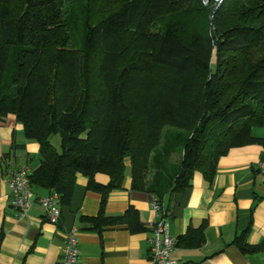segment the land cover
Here are the masks:
<instances>
[{
    "label": "trees",
    "instance_id": "obj_1",
    "mask_svg": "<svg viewBox=\"0 0 264 264\" xmlns=\"http://www.w3.org/2000/svg\"><path fill=\"white\" fill-rule=\"evenodd\" d=\"M114 2L87 0L84 47L76 49L63 0H0V120L15 115L39 144L30 175L38 196L57 194L70 207L82 174L101 208L81 221L100 234L118 225L138 234L149 229L136 209L105 214L128 163L132 189L164 203L196 172L213 183L232 149L264 148L254 135L264 129V0H223L212 23L203 0H121L111 9ZM98 174L110 182L98 183ZM247 236L233 245L245 255L264 250ZM188 240L201 244L203 229Z\"/></svg>",
    "mask_w": 264,
    "mask_h": 264
},
{
    "label": "crops",
    "instance_id": "obj_2",
    "mask_svg": "<svg viewBox=\"0 0 264 264\" xmlns=\"http://www.w3.org/2000/svg\"><path fill=\"white\" fill-rule=\"evenodd\" d=\"M39 151L36 141L26 139L15 115L0 120V264H61L65 238L73 227L80 231V264H152L149 238L157 220L153 197L132 189L129 163L123 188L110 194L105 214L123 216L132 207L139 212L147 232L133 234L127 225L105 228L101 234L90 230L81 218L99 216L101 196L89 190V181L82 174L77 175L72 205L62 208L58 225L46 220L38 203L27 219L18 221L10 206L7 173L13 167L36 170L40 165ZM7 154L9 168L5 169ZM263 159L260 144L232 149L219 160L213 183L196 172L188 189L167 196L171 234L178 242L172 258L178 264H264V250L245 255L233 245L245 231L249 245L264 242V177L257 172ZM96 181L107 185L110 178L98 174ZM47 195L41 193L39 197ZM200 228L204 231L201 244L193 247L189 240L183 241L190 231Z\"/></svg>",
    "mask_w": 264,
    "mask_h": 264
},
{
    "label": "built area",
    "instance_id": "obj_3",
    "mask_svg": "<svg viewBox=\"0 0 264 264\" xmlns=\"http://www.w3.org/2000/svg\"><path fill=\"white\" fill-rule=\"evenodd\" d=\"M257 172L264 177V160L258 164ZM31 173L32 171L28 167H13L7 173V183L10 189V206L16 211L17 220L22 221L27 219L34 204L38 203L45 213L46 220L53 225H58L62 218L59 196L57 194L42 197L36 195L30 184ZM152 209L156 213L157 220L151 226L149 259L152 264H178L172 258V254L177 246V239L171 234L170 213L165 202H160L153 197ZM79 232L78 228L73 227L67 233L61 264H80Z\"/></svg>",
    "mask_w": 264,
    "mask_h": 264
},
{
    "label": "rangeland",
    "instance_id": "obj_4",
    "mask_svg": "<svg viewBox=\"0 0 264 264\" xmlns=\"http://www.w3.org/2000/svg\"><path fill=\"white\" fill-rule=\"evenodd\" d=\"M121 0H115L111 9H114L118 6ZM203 3L207 9L210 11V22L214 21V16L212 15V11L218 8L219 5L222 3L214 1V0H203ZM64 9H65V19L68 22L69 30H70V38H71V45L74 46L76 49H83L84 47V18L87 12V0H73L71 2L64 1ZM91 9V8H90ZM93 17L97 19H101L104 17L103 13H100L98 7H94L92 9ZM212 25V24H211ZM177 132L166 129L165 132ZM255 136H263L264 129H255L254 130ZM53 145L59 149L60 148V138L55 137L53 139ZM180 153L176 154L172 158V162L178 163L180 161Z\"/></svg>",
    "mask_w": 264,
    "mask_h": 264
},
{
    "label": "bare ground",
    "instance_id": "obj_5",
    "mask_svg": "<svg viewBox=\"0 0 264 264\" xmlns=\"http://www.w3.org/2000/svg\"><path fill=\"white\" fill-rule=\"evenodd\" d=\"M214 1H217V2H219V1H221V0H214Z\"/></svg>",
    "mask_w": 264,
    "mask_h": 264
}]
</instances>
